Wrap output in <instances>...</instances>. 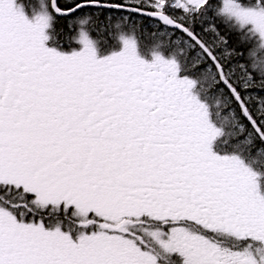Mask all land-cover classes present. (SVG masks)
I'll use <instances>...</instances> for the list:
<instances>
[{
    "label": "snow or ice",
    "instance_id": "snow-or-ice-1",
    "mask_svg": "<svg viewBox=\"0 0 264 264\" xmlns=\"http://www.w3.org/2000/svg\"><path fill=\"white\" fill-rule=\"evenodd\" d=\"M0 264H264V0H0Z\"/></svg>",
    "mask_w": 264,
    "mask_h": 264
},
{
    "label": "trees",
    "instance_id": "trees-1",
    "mask_svg": "<svg viewBox=\"0 0 264 264\" xmlns=\"http://www.w3.org/2000/svg\"><path fill=\"white\" fill-rule=\"evenodd\" d=\"M61 2H63V0H61ZM134 19L136 20L138 27L141 30H146L147 32H151L155 29L156 25L155 22L153 20L150 19H142L139 16L134 17ZM64 22H61V25H63ZM153 24V25H150Z\"/></svg>",
    "mask_w": 264,
    "mask_h": 264
},
{
    "label": "rangeland",
    "instance_id": "rangeland-1",
    "mask_svg": "<svg viewBox=\"0 0 264 264\" xmlns=\"http://www.w3.org/2000/svg\"><path fill=\"white\" fill-rule=\"evenodd\" d=\"M133 19H134V18H133ZM134 20H135V19H134ZM150 20H151V19H150ZM150 25H153V24L150 23Z\"/></svg>",
    "mask_w": 264,
    "mask_h": 264
}]
</instances>
